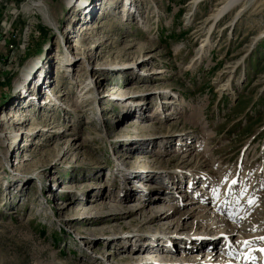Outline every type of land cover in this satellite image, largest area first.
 I'll list each match as a JSON object with an SVG mask.
<instances>
[{"label": "rangeland", "instance_id": "1", "mask_svg": "<svg viewBox=\"0 0 264 264\" xmlns=\"http://www.w3.org/2000/svg\"><path fill=\"white\" fill-rule=\"evenodd\" d=\"M40 1L44 6L42 10L47 11L57 29L49 26L40 11H36L37 6L41 7ZM105 1L108 3L103 11ZM126 1L92 0V5L85 8L94 10L93 18H89L80 13V9L67 7L65 0H0V117L3 111L26 113L23 124L4 123L0 128V151L8 152L6 162L0 153V264H127L116 261L123 257L121 253H107L128 242L89 243L92 237L86 235L89 232L85 231L83 223H71L73 219H70L74 218L77 209L86 211L96 204L92 202L93 194L107 192L121 198L125 191L132 190L134 198L138 199L139 190H135L131 182H125V177L117 170L119 153H142L140 164L133 168L140 172L134 180L142 179L143 182L147 181L145 174L154 172L148 167H164L180 179L191 169L204 183L206 180L202 178L207 176L229 179L234 175L232 172L237 173L239 169V173L243 172L238 179L242 175L246 179L249 175L256 185L262 181V201L258 200L261 203L252 216L264 230V0H242L229 9L212 30L210 47L202 58L192 62L205 35V19L222 0H199L192 12V0H137L141 16L133 6L128 9L130 5L127 6ZM82 3L81 8L87 1ZM102 11L110 15L104 14L101 20ZM119 11L127 14L126 20L117 15ZM71 19L74 20L71 23L74 32L67 41L64 38L61 42V35L70 27ZM99 20L102 26L98 30H89L88 39L76 54L73 46L83 36L84 25L96 26ZM144 23L147 24L145 28L142 27ZM101 38L107 39L92 51L94 58L89 61V67L96 70L94 75L91 76L90 68L85 67L88 59L82 58L78 60L76 74L58 72L60 75H55L59 67L55 63L58 56L62 68H70L64 64L83 54L86 56L88 47ZM132 43L142 50L140 54L134 52L135 58L147 57V61H142L133 71L106 72L102 69L120 65L115 60L116 55L124 57L126 54L122 49ZM154 70L162 72L151 80L149 72ZM41 71L47 72L43 80L37 81L42 91L36 89L33 93V82ZM136 74L140 78L133 79ZM23 79L25 84H22ZM72 80L78 86H85L82 93L89 89L81 96L82 104L76 112L70 105L79 88L70 85ZM49 86L57 89L60 105L48 108L40 99L48 97ZM113 90L123 94L117 97V104L106 98ZM145 90L153 92L142 105L146 116L169 108V105L161 106V101L167 100L169 95L170 98L178 97L177 102L182 101L185 107L174 114L176 118L166 121L160 118V122L158 119L141 122L136 110L125 114L122 106L126 104L119 103L126 101L127 93L143 97L147 93ZM27 96H32L33 101L29 102L33 105L22 102ZM196 109L201 110L197 117ZM152 122L156 124L149 128L150 133H165L166 138H171L170 143L157 140L153 145L144 143L139 153L128 151L125 145L128 139L141 135L140 130L146 128L144 125L149 126ZM37 129L40 131L36 136L19 135L25 131L35 133ZM7 131L11 132L3 133ZM17 132L19 136L11 143L9 136L16 137ZM179 133L181 138L178 140ZM26 142L31 144L24 148ZM62 142L78 147L62 156ZM14 143H17L16 147L9 148ZM184 143L191 144L187 152H181ZM204 149L216 163L215 168L207 157H201L200 152ZM26 156L31 159L20 162L22 165L18 167V161ZM119 167L127 169L125 173L132 170L131 164ZM180 179L179 188L182 185ZM162 182L163 179H157L145 184L163 192L159 189ZM71 189L82 195L66 194ZM140 194H145V200L141 202H147L148 189ZM177 194L186 193L179 191ZM89 196L92 201L86 207H80ZM71 198L76 201L70 203ZM192 198L195 200L196 196ZM206 199L213 200L211 195ZM185 200L180 196L175 203L164 205L165 208L177 207L168 221L175 219L180 225H190L194 221V216H179ZM64 205L68 206L65 211L60 209ZM166 214L170 215V212ZM104 226L89 225L88 229ZM133 229L117 228L111 237H126ZM189 231L181 233L188 234ZM170 232L177 230L173 228ZM215 232L217 229L210 231L212 235ZM130 241L134 245L137 243L132 238ZM177 247L182 250L181 244Z\"/></svg>", "mask_w": 264, "mask_h": 264}, {"label": "bare ground", "instance_id": "2", "mask_svg": "<svg viewBox=\"0 0 264 264\" xmlns=\"http://www.w3.org/2000/svg\"><path fill=\"white\" fill-rule=\"evenodd\" d=\"M82 1H87V3H85V5L81 8L80 4H83ZM91 1L92 0H73V1L65 0V4L69 8L73 6L75 10L80 9V13H84V16L91 18L94 14L93 13L94 10L92 11L90 8L87 10L85 9L87 5H92ZM197 1L199 0L191 1L192 6L190 8V11L196 5ZM241 1L242 0H222L220 3L218 2L219 4H217L216 8L205 19V24H206L205 35L202 39V42L200 43V47L196 49L195 56L192 58L190 62L196 60L198 57L200 58L203 57L202 54L211 45L209 36L212 33V30L214 29L218 20L222 18V16L229 9H231L232 7H234L236 4L240 3ZM116 2H118V0H116ZM39 3H41V7L37 6L36 11L37 12L40 11L39 14L43 16L44 21L49 26L57 29V26H55V23L49 19L47 11L42 10V7H44L42 2L40 1ZM107 3L108 1H105V4L103 6V11L104 9L106 10L107 7L105 6ZM125 4L127 6L130 5L128 9H130V7L133 6L134 9L133 8L132 9L136 11L138 16H141V13L139 10L140 6L137 0H130V1L127 0ZM103 11L101 14V20L103 19L102 17L104 14L110 15L109 12L103 13ZM121 12L122 11L117 12V15L121 16L122 18L125 17L124 20H126L127 14L121 13ZM188 14L190 16L191 13H188ZM101 20H99V24H97L96 26H88L86 24L84 25V27L83 25L80 26L81 28L83 27L82 32H81L83 36H81V38L78 39L77 43L73 46V48L77 50L76 54L81 49L82 43L85 42L86 39H88L89 30H98L102 26V24L100 23ZM73 21L74 20L71 19L70 27L67 28V30L63 33V35H61V39H60L61 42L63 41L64 38H65L64 41H67L68 38L70 37V34L74 32V28H73L74 24H71L73 23ZM142 27L143 28L147 27V24L144 23ZM106 39H102L101 41L96 40L92 46L88 47L87 54L85 53L86 56H83L84 55L83 54L81 57L73 58L72 60L74 61H70V62L66 60L67 62L64 65L65 66L68 65L70 66V68H62V65L60 64V61H59V59L61 60V58H59L60 56H58L57 57L58 59L57 61L55 60L56 61L55 63H58L59 67L57 68V72H55V75L59 76L62 73H65V74L71 73L72 75L76 74V72H78V70L76 69V66L78 65V60H80L81 58L88 59L85 65L86 69L88 70V68H90L89 61L90 59L94 58L92 51L96 49L101 43H103V40L105 41ZM134 47L137 50H132ZM142 49L146 50L144 47H142ZM122 50L125 51L124 54L126 55L122 57V55L117 54L115 58L117 62H120V65L119 63L118 65L115 64L116 66H113V69H111L108 66L107 67L105 66L104 68H102L104 69V71L106 72H110V71H116V72L122 71L123 72L127 70L133 71L136 69L137 65L142 63V61H145V60L147 61V57L140 58L139 56L138 58H135L134 52L137 51L140 54L142 50L137 48L134 43L126 46ZM198 53L199 55L197 56L196 54ZM226 66H229V64ZM58 72H60V74H58ZM90 72L92 76L96 73V70L91 67ZM161 72L162 71H159V70L150 71L149 75L151 77V80L152 78H156V75ZM46 75H47L46 71H43V72L41 71V73H39V75L35 77V81L33 82V87L35 88V90L33 93H35L36 89H37V92L38 90L39 92L42 91V86H38L37 81L40 79L43 80L46 77ZM24 78H25V75H24ZM138 78H140L138 74L133 76V79H138ZM24 81L25 79L22 80V84H25ZM70 85L73 87L75 86L79 88V90L76 91L77 93L76 92L74 93L75 98L73 99L70 105V107L72 108V111L76 112L77 110H79L82 104L81 96L84 95L89 89H87L86 91L82 93L85 86L83 87H81V85L78 86L76 84V81L73 82V80L71 81ZM95 85L96 84H94L93 87ZM48 88H49V91L47 92L48 94V97H46L47 100H45L46 98L44 99L41 98L40 99L41 103L43 105H46L47 107L48 106L50 107L55 104L60 105L59 98L55 92L57 89L50 88V86ZM145 91L147 93L143 97L127 93L126 101L124 102L123 100L119 103L120 105H123V103L126 104L122 106V107H125L124 108L125 114L126 113L130 114L136 110L141 122L142 121H145V122L152 121L153 119H158V122H160L162 119L166 121L171 118H176L174 114L176 112H179V110H181L182 108L184 109L185 107V104L181 103L182 101L177 102L178 97L170 98L169 97L170 95H169L167 97V100L161 101L162 107L169 105V108H167L165 111H162V108H161V110H159L158 112H154L150 116L149 115L146 116L143 114L144 111H142V105H144L146 100L152 96L151 94H153V92L150 93L148 92V90H145ZM114 92L115 91L113 90L111 93L114 94ZM116 94H119V93L116 92ZM157 94H159V92H157ZM31 98L32 96H27L25 98L23 97L22 102L27 101L26 102L27 106L33 105V103L29 102V101H33ZM136 98H139V100L136 101ZM142 101L144 103H142ZM200 109H196V111L198 112L195 114L196 117L200 115L201 113ZM160 111H162L163 113H160ZM4 112L5 111L1 112L3 114L0 117V128H2V124L4 123H10L12 125L19 126L26 121V117H25L26 113H23L22 111L19 112V114L18 112H14V113H9V112L4 113ZM191 118L195 119L193 115L191 116ZM196 122H199V120H196ZM155 124H156L155 122H152L150 123L149 126L144 125V127L146 128H143L140 130L141 135L135 138H129L128 139L129 141L125 144L127 150L130 152L139 153L144 143H149L153 145L154 142L157 140L161 142H165L166 144L170 143L169 141L171 138H166V136H168L167 134L164 133L161 135L160 134L157 135L154 133L153 134L150 133L151 129L149 128H154ZM203 127L206 128L205 125ZM39 131L40 129H37L35 133H32L31 131H25L23 133L19 132V135L30 133L29 136H32V135L36 136ZM10 132L11 131H7L3 133L9 134ZM126 132L128 131L125 130V133ZM19 135H18V132H17L16 137L14 135H10L9 139L11 143H13V141L16 140V138ZM177 135H178L177 137L179 140L181 138L180 137L181 133ZM1 136H2V133H0V139H2ZM24 141H27V140H24ZM26 143L23 144L24 148L31 144V143H27V144ZM62 144H64V146L60 150L62 156L66 155L68 150L72 151L73 148L76 149L78 147L75 145L73 146V144L68 143V142H62ZM10 145L12 146L13 144H10ZM16 145L17 143H14L13 147H9V148L14 149V146L16 147ZM190 145H191L190 143L188 144L184 143V149L181 152L189 151V149H191ZM163 150L165 151L164 148ZM0 153L3 154V158L6 162V158L8 155L7 150L3 152L0 151ZM141 154L142 153L140 154L129 153V155H124V154L119 153V157L117 158L119 161L117 170L121 176L125 177V182H129V177L132 178L133 176L139 175L140 173L139 170L137 169L134 170L133 165L137 166L138 164H140L141 160L139 159V157L141 156ZM155 154L158 155V152H155ZM160 155H162V153H160ZM200 155L202 158L207 157L206 160L209 161V164L212 165L214 168L216 167L215 165L216 163L214 164L213 159L210 158L211 155L209 157V154H207L205 149L202 152H200ZM30 159H31L30 156L23 157L21 160L18 161L17 163L18 167L22 165V163L20 162L29 161ZM59 160L60 158L57 159V161ZM158 162L159 161H157V163ZM121 164H123L125 167L131 164L132 170L125 173L124 171H126L127 169H124V168L122 169L121 167H119V165ZM148 168H151L150 170H153L154 172L149 171V173L145 174V180H147L146 183L148 184V182H152L157 179H163L162 185L161 187H159V189H163V192L155 190L153 189L154 187L146 186V184H144L149 191V195H147V199H148L147 202L146 201L141 202L145 200V195H142V200L135 199L134 191L132 190L125 191L124 192L125 194L121 198H119L118 196L114 197L110 193H107V192L103 193L101 192V190H99L101 193H99L98 195L93 194L92 196V198H94L93 201L89 196V198L87 197L84 199V203H82V206L80 207H86L87 206L86 204L90 201L96 202V204L91 206L86 211L80 212V209H77V211H75L76 215L73 216L74 218H70L71 220L73 219L71 223H76V224H80V222L83 223L82 225L85 231L89 232V233H86V235H90L92 237L89 243L95 242L96 244H102L105 242L106 245L107 244L110 245V243L116 242V241H118L117 244H121L120 242L122 241L126 243L128 242L126 246L119 245L116 251L107 253V255H114V254H117V252L121 253L120 256H123V257L118 258L116 261L127 263V264H140V262H138V259L141 258V255H143L144 253H154L158 257H160L161 260L165 261L161 264H178V263L179 264H214V262L217 264H234V263L239 264V261H234V260L226 259V258L219 259L220 255H217V253H219L217 248L215 247L212 250H208L209 246L215 243L218 245V243L221 242L223 249H225L226 247L227 248H232V247L240 248L242 246H247L249 247L248 250H251V247H253L259 240H261L257 236H253V233L257 232L260 229L261 225L259 224L260 222L255 223L254 218L251 213L252 211L255 210L257 205L260 203L257 199V191L262 181L258 182V184L256 185V183L251 182L249 175H247L246 179H245V175H242V177L239 178L240 180L238 179V175H236L237 177L233 175L229 179H226V177L224 176L218 175L217 177H213V178L209 176L202 178L203 180H206V182L204 183L198 180L195 177V173H193L192 170L190 169L188 171V174L186 175H190L191 179L195 181L194 182L195 184L196 182H198V185L199 183H201L203 188H201L200 186L196 187V186L191 185L190 188L186 187L184 190H182L181 188H178L179 186L178 187L176 186L178 183V179L180 178H176L172 176L170 172H168L167 170H164L166 168L164 167H156V168L148 167ZM163 173H165V175H163ZM174 173H177V172H174ZM164 177H166V180H164ZM29 178L30 177L25 178V180L28 181ZM233 181H235V183H233ZM248 181H250V183ZM75 189H71L66 194L82 195V193L78 194L76 192L78 190H75ZM179 191L185 192L186 194L178 195L177 192ZM210 195L213 198V200L206 199V198H209ZM180 196H184V198L187 200H185V202L182 203L184 204L182 206L183 208L180 206L181 209H180L179 216L184 215L185 218H190L191 216H194L195 219L191 224L189 223L190 225H182V224L180 225L179 223H176L175 219L171 221L167 220V219L172 218L171 216L175 212L176 210L175 208L177 207L174 205H171V206H168V208H165L164 205H168L167 203H175V200L178 198L180 199ZM193 196H196L195 200L192 198ZM70 200H71L70 203H72L73 201H76V199L74 200V198L73 199L71 198ZM156 201H162L163 203H157ZM249 201H252V203H249ZM198 202L202 205H198L199 204ZM60 209L65 211L68 209V206H65V205L61 206ZM227 210H229L230 212L229 213L226 212ZM168 211L170 212V215L166 214ZM199 223H200V227L198 226ZM97 224H104L106 226L100 227L94 230L88 229L89 225H97ZM117 228H120L122 230L124 228H127V229L134 228V229L131 232H129L128 234L129 236L127 235L126 237H124V236L117 235L116 237H111L113 234H116ZM173 228H175V231L177 230V232H170ZM187 229H190L188 234L181 233L182 231H185ZM215 229H217V232L213 233L212 235L211 233ZM102 232H107V233H105L102 236L94 235V234L101 235ZM105 235H108V236L104 237ZM173 235L176 237L174 238ZM131 238L134 239L138 244L137 243L135 245L132 244L130 241ZM143 239H145L146 241ZM178 239H181V240L178 241ZM144 241L146 242L145 244H144ZM163 241H167L166 242L167 245L164 244L166 246L163 245ZM245 241H247L248 243H244ZM179 244H181L180 248H182V250L178 249L177 245ZM203 248H206V250L205 251L202 250ZM165 250H169V251H165ZM210 251H213V253ZM214 251H217V252H214ZM175 261H178V262H175Z\"/></svg>", "mask_w": 264, "mask_h": 264}, {"label": "snow or ice", "instance_id": "3", "mask_svg": "<svg viewBox=\"0 0 264 264\" xmlns=\"http://www.w3.org/2000/svg\"><path fill=\"white\" fill-rule=\"evenodd\" d=\"M233 183H235V181H233ZM249 203H252V201H249ZM244 243H248L247 241H245Z\"/></svg>", "mask_w": 264, "mask_h": 264}]
</instances>
